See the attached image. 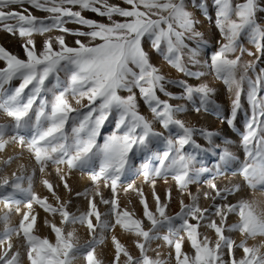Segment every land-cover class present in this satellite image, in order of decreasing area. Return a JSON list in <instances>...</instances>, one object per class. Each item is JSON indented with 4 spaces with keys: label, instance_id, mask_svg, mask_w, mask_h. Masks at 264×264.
<instances>
[{
    "label": "snow or ice",
    "instance_id": "6c2138e0",
    "mask_svg": "<svg viewBox=\"0 0 264 264\" xmlns=\"http://www.w3.org/2000/svg\"><path fill=\"white\" fill-rule=\"evenodd\" d=\"M123 3L128 7L109 0H0V30L21 38L24 51L20 57L0 45V61L5 64L0 68V113L9 121L0 123V151L9 142L21 149L19 155L3 161L5 167L25 150L35 161L31 169L21 164L11 176L0 167V204L7 210L0 215V264H77L81 259L84 264H105L97 247L107 239L105 233L117 226L131 234L139 254L134 256L112 235L111 264H264V242L249 244L264 238V201L240 195L245 188L264 190V24L258 20L264 0L236 4L212 0L222 39L208 54V66L232 94L226 115L213 99L214 87L170 79L151 62L144 47L147 40L185 77L202 75L193 69L201 63L200 54L211 48V41L197 30L184 0ZM200 7L206 10L207 0H201ZM30 9L48 15L39 17ZM84 11L108 22L89 19ZM69 22L82 27L70 29ZM53 30L63 34L46 35ZM66 34L75 37L72 46L66 43ZM36 35L45 37L39 49ZM245 38L254 50L244 47ZM14 79L19 85L5 90ZM169 86L178 87L179 94L169 91ZM121 91L128 94L120 95ZM137 93L151 118L140 112ZM245 94L249 109L241 102ZM188 104L196 113L214 107L218 119L230 129L236 128L238 115H245V130L240 134L245 153L238 169L241 183H218L217 178L225 177L237 158L221 132L180 118ZM109 117L115 130L100 142ZM157 124L162 130H157ZM198 136L207 146L198 142ZM217 138L224 147L216 143ZM138 155L142 160L137 174L149 193L135 182L127 183L123 191L136 194L142 215L122 208L118 199ZM208 155L216 156L212 166L206 163ZM49 165L54 168L55 183L47 178L52 175ZM74 170L88 174L90 188L73 190L69 180ZM37 171L51 202L48 195L34 190ZM102 181L110 189L109 197L101 191ZM161 181L166 186L162 192L157 188ZM195 184L206 188L193 193L190 186ZM61 188L67 198H61ZM174 188L180 210L170 215ZM73 198L86 200L87 209L71 211ZM201 200L210 203L202 207ZM100 204L107 211L101 213ZM34 205L43 210V217ZM13 211L19 216L15 224ZM233 216L236 219L230 223ZM77 226L87 230L83 242ZM41 228L49 235L42 236ZM233 233L240 234L239 241ZM156 241L162 243L153 249ZM185 244L190 254L183 250ZM161 248L168 251L163 253Z\"/></svg>",
    "mask_w": 264,
    "mask_h": 264
},
{
    "label": "rangeland",
    "instance_id": "374dc122",
    "mask_svg": "<svg viewBox=\"0 0 264 264\" xmlns=\"http://www.w3.org/2000/svg\"><path fill=\"white\" fill-rule=\"evenodd\" d=\"M186 9L192 13L193 17L196 19L197 24L196 28L199 31H202L205 34V37L210 39L211 41V48L204 50L200 54V65L196 68H194V71H198L202 73V75L196 79V78H189L185 77L182 73L178 72L175 68L171 67L169 64H167L160 55H158L155 51H153L150 47V44L147 40H145L144 47L145 49L150 53L151 57V62L158 66L161 71L168 76L170 79H186L188 83L192 85H199L201 83H207L210 86L214 87L216 89V94L213 97V99L216 101V104L219 105L220 107V113L226 115L228 111L230 110V103L232 99V94H230L227 90V86L219 79L216 78V76L213 74L212 70L208 66V54L212 51H215L218 47L217 41H220L221 34L216 28V14H215V8L212 4V0H207V8L206 10L201 9L200 4L201 0H184ZM243 0H233V3H241ZM109 3L112 4H117L122 7H128V5L123 3V0H109ZM78 10V9H74ZM30 11L33 12L34 15L39 16V17H45L48 14L42 11H38L35 9H30ZM83 15L89 19L96 20L99 22H105L107 23V19L104 17H100L99 15L92 13L90 11H84ZM117 20H122L123 18L120 17H114ZM258 20L261 22V24H264V12H259L258 13ZM66 27L70 29H77L81 28L82 26L69 22ZM63 33L59 32L58 30H53L50 33H47L46 35L55 37L57 35H61ZM36 41V46L39 49L43 42L45 37L36 35L34 37ZM66 43L69 46H72L73 40L75 37H73L70 34L65 35ZM189 43L191 46H195L192 41H186ZM23 41L21 38L18 36H12L9 35L8 33L0 30V45H3L7 50L11 51L13 54H16L20 57H24V51L21 47ZM244 47L250 48L254 50L253 46L248 42V40L245 38L243 40ZM245 59H251V57L245 56ZM261 66H264L262 64ZM5 67V64L3 61H0V68ZM20 81L19 80H12L9 84L5 85V90L9 89H14L19 85ZM245 91L247 90V84H245ZM169 91H171L174 94H179L180 89L176 86H169ZM128 93L125 91H121L120 95L126 96ZM137 97L139 100V110L142 114L145 116H148L151 118V112L149 108L144 104L143 100L139 98V94L137 93ZM49 98H51L49 96ZM162 99H167V97H164L161 94ZM171 103H185V101H177V100H172L170 101ZM241 102L244 105L245 109H249V105L247 102V97L246 94L242 95L241 97ZM192 104H188V110L181 115L180 118L184 119L190 124L197 125L200 127H204L207 129H213L221 132L225 137L228 138L229 143L228 147L230 151L234 154V156L237 158L235 162L232 163V165L229 167V169L226 171L225 177H218V183L220 184H228V183H241L242 182V177L238 174V169L240 167L241 162L245 159V153L244 150L241 146V133L245 130L244 129V123H245V115L241 113L237 117L236 121V128L235 129H230L227 124L221 123V121L218 119V113L217 110L214 107H210L207 112L205 111H200L199 113L194 112ZM8 118L3 114L0 113V123H7ZM157 130H162L160 129V126L157 124L156 125ZM115 130V124L112 119V117H109V120L105 122L104 127L101 129V136H100V142H103V138L109 134H111ZM5 139L7 140L8 137L6 136ZM198 142L201 145L207 146L206 141L202 137H197ZM216 143L220 144L221 147H224L225 145L220 141L219 138H217ZM21 152V149L18 144L15 142H9L6 149L4 151H0V167H5L3 164V161L6 160L9 156H14V155H19ZM206 163L208 166H212L216 162V156L214 155H208L206 156ZM142 157L137 156L136 159L134 160V167L132 170L127 174L126 179L124 181V185L120 188L119 190V202L122 208H129L131 211L132 209H135L136 215H142V206L138 202V198L135 193L133 192H128L125 193L123 191V187H126L127 183L129 182H135L137 186H142L144 188V191L146 194L149 193V188L146 184L143 183V177L141 175H138L137 172L139 170V165L141 163ZM23 164L25 165L28 169H31L32 167L35 166V161L31 157V155L25 150L23 151L22 156L20 159L14 160L9 166L5 167L4 175H9L11 176L13 172H16L19 169V166ZM47 171L49 173H52L51 176L47 177L51 180H53V183H55V173H54V168L52 165H49L47 168ZM170 184L173 182L170 180ZM70 186L73 188L74 191H83L85 188H90L91 187V182L88 178L87 173H81L78 170H74L71 176V179L69 180ZM26 186V184H25ZM34 190L41 196L48 195L49 196V201H52L51 195L48 193L46 188L41 184L40 182V173L37 171L36 174V179L34 180ZM166 186L163 184V182H158L157 188L158 191H163V189ZM206 185L204 184H195L190 186V190L195 193L198 191H203L205 190ZM101 191L104 193L105 197L110 196V189L105 188L103 181L101 182ZM59 194L62 199L67 198L65 191L63 188L59 190ZM242 197L249 198V199H256L258 201H264V190L261 189L260 186H258L255 190H249L248 188H245L244 191L240 194ZM178 196V193L175 191V188L173 190V202L171 203L169 207V214L170 215H175L177 212H179V203L176 197ZM129 201H131V204H129ZM185 202L189 203L190 201L185 198ZM233 202H235V199H233ZM149 203L151 204V197L149 196ZM201 206H207L208 203L210 202H205L201 200ZM99 210L101 213H104L107 211V206L105 205H98ZM23 207V205H21ZM34 208H36L40 212V217H43L45 213L43 212L42 209H39L38 205H34ZM87 209V201L84 200L83 198H73L72 204L70 205V210L71 211H85ZM5 211V206L3 204H0V215H2ZM12 223L15 224L19 220V216L16 215L15 211L12 213ZM236 217H230L229 222H234ZM38 223H39V218H38ZM78 227V234L81 236L82 242L84 239H87V230L83 227ZM0 231H2V226H0ZM40 234L42 236L44 235H49V232L46 228H41ZM115 235L117 238L120 239L121 243H123L126 247H128L132 254L138 255V250L134 246L133 242V237L131 234L125 233L122 231V229L117 226L112 233H105V236L107 239L102 245H99L97 247V254L104 259L105 264H111V261L113 259L114 255V247L111 241V236ZM233 237L239 241L240 240V234L239 233H233ZM51 238V237H50ZM14 243H18L14 239ZM264 242V238L257 237L256 240L254 241H249V244H254V243H261ZM162 241H156L152 244V248L156 249L159 244H161ZM184 251L191 253V250L189 249L188 245L185 244ZM161 252L166 253L168 250L167 248H161ZM241 252H237V255H241ZM149 255L154 256V252H150ZM77 264H84L83 260H79Z\"/></svg>",
    "mask_w": 264,
    "mask_h": 264
}]
</instances>
